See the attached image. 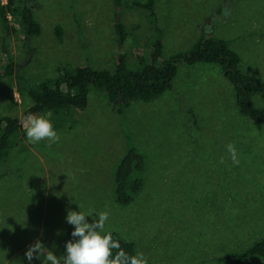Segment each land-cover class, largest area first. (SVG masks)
Masks as SVG:
<instances>
[{"label":"rangeland","instance_id":"rangeland-1","mask_svg":"<svg viewBox=\"0 0 264 264\" xmlns=\"http://www.w3.org/2000/svg\"><path fill=\"white\" fill-rule=\"evenodd\" d=\"M137 1L16 0L42 32L27 37L20 17L9 14L16 33L8 37L0 18V70L12 56L27 80L20 94L15 78L0 79V118H21L33 105L25 103L28 88L56 80L60 68L115 73L121 56L127 71L138 72L141 58L152 62L157 40L169 59L193 49L205 27L206 37L224 41L241 57V70L262 83L253 100L264 107V0H155V23L133 9ZM117 22L127 33L121 49ZM119 110L90 87L86 109L53 116L58 143L24 140L1 163L0 264H27L24 253L37 239L50 249L55 243L61 255L72 231L67 209L109 212L106 229L134 242L148 264H234L229 256L264 238V128L240 113L219 65L181 63L171 90ZM131 147L144 155V188L121 206L115 175Z\"/></svg>","mask_w":264,"mask_h":264},{"label":"trees","instance_id":"trees-1","mask_svg":"<svg viewBox=\"0 0 264 264\" xmlns=\"http://www.w3.org/2000/svg\"><path fill=\"white\" fill-rule=\"evenodd\" d=\"M115 1L117 4L120 3V0ZM16 4V0H8V3L3 5L0 0V18L7 36L11 37L16 33V28L9 24V14L14 18L20 17L27 37L40 36L41 25L35 20L31 10L28 8L19 10L16 8ZM132 7L147 11L154 23L157 21L154 0H139ZM115 27L118 45L121 49L127 39V33L121 22H117ZM158 33L160 36L161 31L158 30ZM56 34L63 39L61 28L57 29ZM152 48V62L146 63L141 58L139 61L142 70L138 72L127 71L126 64L120 56L115 73L94 70L91 67H64L58 70L59 74L56 80L45 81L36 87L30 86L28 95L34 106L28 109L21 118L11 116L0 118V165L7 161L21 142L26 140L25 134L21 133L23 128L20 121L29 112L37 115L51 113V118H53L55 115H65L67 111L70 113L74 109L84 110L88 106L89 88L94 87L96 90L105 92L110 103L119 106V112L122 114L133 101L149 102L171 90L181 63L219 65L235 88L236 104L240 113L251 119L256 128H264V107L256 106L253 100L254 93L262 87V83L241 70V57L232 51L224 41L204 35L193 49L173 55L169 59L163 58L161 40H157ZM20 71V66L16 64L12 56L9 57L7 66L0 70V79L9 77L17 80L20 85L19 93L27 82L24 77L20 76ZM10 96L13 99V90L10 91ZM55 127H58L57 124ZM144 161V155L135 147H131L120 162L115 175L116 199L119 205L132 204L143 190ZM1 178L0 171V180ZM70 233L71 231L67 234L68 239H71ZM113 235L114 238L121 241V246L126 252L131 255L137 253L134 242L126 241L118 233L113 232ZM251 257L264 258V238L243 253L234 254L227 259L234 264H244Z\"/></svg>","mask_w":264,"mask_h":264},{"label":"clouds","instance_id":"clouds-1","mask_svg":"<svg viewBox=\"0 0 264 264\" xmlns=\"http://www.w3.org/2000/svg\"><path fill=\"white\" fill-rule=\"evenodd\" d=\"M25 103L32 105L31 98L26 97ZM20 123L30 145L36 146L45 142L50 146L60 141L51 113L37 115L29 112ZM227 151L233 162L238 163L234 145H227ZM66 211L65 222L72 226V231L71 239L64 244V252L57 256L55 243L50 249L41 239H37L24 253L27 264H33L34 261H39V264H148L142 252L129 254L122 248L121 241L114 238V230L106 229L109 212L91 209L85 212L79 208ZM56 235L59 236L60 232L57 231ZM16 264H23V261H16Z\"/></svg>","mask_w":264,"mask_h":264},{"label":"crops","instance_id":"crops-1","mask_svg":"<svg viewBox=\"0 0 264 264\" xmlns=\"http://www.w3.org/2000/svg\"><path fill=\"white\" fill-rule=\"evenodd\" d=\"M154 2H155V0H154ZM134 9V8H133ZM145 12H147V11H145ZM148 13V12H147ZM143 15V14H142ZM144 16V15H143ZM145 18V17H144ZM136 26V25H135ZM205 30H203V32L205 31V33H204V35H207L208 34V30H209V28L208 27H205L204 28ZM2 174V173H1ZM2 177H3V175H2ZM2 179V178H1Z\"/></svg>","mask_w":264,"mask_h":264},{"label":"built area","instance_id":"built-area-1","mask_svg":"<svg viewBox=\"0 0 264 264\" xmlns=\"http://www.w3.org/2000/svg\"><path fill=\"white\" fill-rule=\"evenodd\" d=\"M2 1V3H3V5H4V0H1ZM8 3V2H7Z\"/></svg>","mask_w":264,"mask_h":264}]
</instances>
